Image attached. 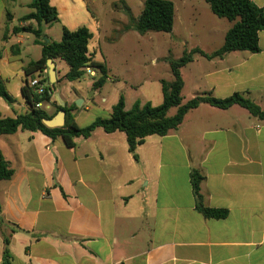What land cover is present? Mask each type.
I'll use <instances>...</instances> for the list:
<instances>
[{"label":"crops","instance_id":"1","mask_svg":"<svg viewBox=\"0 0 264 264\" xmlns=\"http://www.w3.org/2000/svg\"><path fill=\"white\" fill-rule=\"evenodd\" d=\"M106 1L49 3L63 22L67 14L108 11ZM116 1L125 7L126 0L113 4ZM182 1L186 6L191 0ZM251 1L264 7V0ZM30 3L0 0V75L14 99L8 104L0 97L2 118L29 111L22 94L24 68L41 58L42 46L35 39L32 47H26V33L13 31L36 28L35 21H22ZM189 14L200 13L194 9ZM50 25L45 26V35L55 42L48 35ZM93 26L99 30L95 16ZM81 27L86 26L68 29ZM231 27L232 23L223 26L220 32L209 27L206 32L224 43ZM88 29L90 44L96 33ZM222 45L195 48L211 55ZM259 48L258 53L235 51L212 59L195 55L181 70L183 91L188 85L189 100L202 94L226 99L238 93L263 108L264 31L259 34ZM59 61H55L57 84L68 81L69 71L68 66L60 76ZM47 74L48 70L41 75ZM56 93L54 86L53 97L42 105L53 117ZM59 95L67 106L82 98L75 90ZM121 97L130 110L126 95L103 114L94 106L85 107L83 101L74 112L77 125L85 128L97 119L110 118ZM154 100L137 99L134 104L159 106L162 93ZM74 142L69 148L62 138L53 141L41 132L23 130L0 136V150L15 172L10 181L0 180L2 215L16 230H6L11 233V264H264V120L239 106L222 110L201 104L186 114L176 131L147 137L137 149L139 161L129 152L124 132L97 128L91 137ZM195 170L204 176L205 206L227 211L226 218H207L198 209L191 179ZM3 252L0 231V264H4Z\"/></svg>","mask_w":264,"mask_h":264},{"label":"trees","instance_id":"2","mask_svg":"<svg viewBox=\"0 0 264 264\" xmlns=\"http://www.w3.org/2000/svg\"><path fill=\"white\" fill-rule=\"evenodd\" d=\"M212 13L220 19H226L232 23V27L225 35L224 43L221 48L211 55L205 54L199 48H194L186 52L179 60H171L170 65L174 80L167 82L161 80L163 102L159 106L152 105L151 102L142 104L135 102L132 109H125L124 97H121L116 105L113 106L111 116L108 119H97L91 125L80 128L75 121V111L79 108L76 104L66 107V123L63 127L48 128L44 125V119H51L42 107L37 104L48 103L53 97V87L49 76L44 80L47 84L46 92L38 96L29 86L31 79L36 74H41L48 70L47 61L52 59L64 61L69 66V71L65 78L69 82L80 81L86 74L87 69H91L100 77L93 83V89H100L109 77L108 69L105 64L95 62L89 54V41L92 33L86 27H81L71 31L63 27L61 41H47L45 26L59 23V15L56 8L52 7L49 0H31L29 8L32 13L25 16L22 21H35L36 28L26 26L14 29V33H31L35 36L36 42L42 46V56L37 61L30 62L25 68V84L22 88L23 98L29 111L18 115L16 118H2L0 113V136L12 135L19 130L29 132H41L53 139L62 138L66 146H75L74 140L79 137L89 138L97 128H102L107 133L124 132L127 136L129 152L136 161H139L137 149L149 136H166L176 131L182 124L186 114L196 109L201 104H208L212 107L227 110L233 106H239L247 110L252 116L264 120V107H260L251 99L242 94H234L226 99H217L210 94H202L184 102L183 89L184 80L181 70L191 63L194 56L200 54L209 59L224 57L226 54L235 51H247L249 53L259 52V34L264 31V7H259L251 0H204ZM133 28L144 35L149 32L171 33L175 23V5L169 0H145L143 9L138 20L132 18ZM6 36H4V39ZM2 53L0 52V60ZM0 97L8 104H12L14 99L8 93L5 82L0 75ZM56 112L60 110L57 100H55ZM176 108L177 112L169 116V112ZM15 172L5 160L0 150V180L10 181ZM193 192L197 201L198 209L207 218L224 219L227 217L225 210H213L205 206L204 197L201 194V183L204 176L199 171H194L191 175ZM2 229L4 231H2ZM13 233L16 230L5 221L2 215L0 204V231L4 241L3 263L11 264L12 254L10 251L11 233L6 234V230Z\"/></svg>","mask_w":264,"mask_h":264},{"label":"rangeland","instance_id":"3","mask_svg":"<svg viewBox=\"0 0 264 264\" xmlns=\"http://www.w3.org/2000/svg\"><path fill=\"white\" fill-rule=\"evenodd\" d=\"M144 1L126 0V5L123 7L122 3L116 1L113 4V0H107L104 6L108 11H97L95 14H67L63 22L50 25L48 35L55 42L61 40L63 27L92 28L96 34L89 44V53L96 61L107 64L111 78L102 88L95 91L93 83L100 76L96 74L95 77H91L87 73L80 81L56 83V94L67 96L75 90L82 97L76 100L75 104L83 100L85 107L94 106L96 112L100 114H103L121 95H126L129 109L133 107L137 99L155 101L158 94L162 93L160 81L172 82L174 80L171 60L181 59L186 52H190L197 45L215 49L223 44V40L217 37L209 38L206 30L214 27L217 32H220L223 26H231L228 20L215 16L209 4L204 0H191L186 6L182 0H169L175 5L173 31L171 33L149 32L142 35L130 27L132 18L138 20L140 17ZM191 4H193L192 8L189 7ZM113 6H118L119 9L116 7L114 11ZM194 9L200 14L191 16L189 12ZM32 12V9L26 8L22 14ZM92 16H95L99 23V30L93 26ZM15 25L18 26L19 23L16 22ZM23 35L27 41L26 47H32L35 36L27 33ZM67 70L68 65L59 61L60 76ZM187 72L184 71L185 76H188ZM189 93L187 85L182 93L185 98L184 102L189 100V95H191ZM105 99L106 102H104ZM176 112V108L172 109L169 116L175 115Z\"/></svg>","mask_w":264,"mask_h":264},{"label":"water","instance_id":"4","mask_svg":"<svg viewBox=\"0 0 264 264\" xmlns=\"http://www.w3.org/2000/svg\"><path fill=\"white\" fill-rule=\"evenodd\" d=\"M47 67H48V76L50 79L51 84H56L57 82V74H56V63L52 59H48L47 61ZM56 100L58 102V105L60 106V110L58 113L51 119H44L43 123L48 128H59L63 127L66 123V103L61 98L59 94L56 95ZM83 100H79V102L76 104L78 108L82 107Z\"/></svg>","mask_w":264,"mask_h":264},{"label":"built area","instance_id":"5","mask_svg":"<svg viewBox=\"0 0 264 264\" xmlns=\"http://www.w3.org/2000/svg\"><path fill=\"white\" fill-rule=\"evenodd\" d=\"M45 73H47V70H44ZM87 73L90 74V76H95V72L91 69H87ZM42 74V73H41ZM41 74H38L36 77L30 80L29 86L33 90L35 94L38 96L43 95L47 90V84L44 82L45 77ZM37 107H42V104H37Z\"/></svg>","mask_w":264,"mask_h":264}]
</instances>
